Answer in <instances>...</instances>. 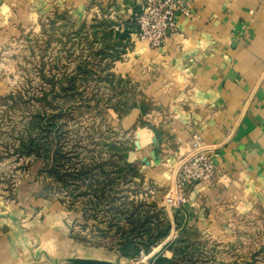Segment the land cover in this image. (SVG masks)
Instances as JSON below:
<instances>
[{
    "label": "crops",
    "instance_id": "crops-1",
    "mask_svg": "<svg viewBox=\"0 0 264 264\" xmlns=\"http://www.w3.org/2000/svg\"><path fill=\"white\" fill-rule=\"evenodd\" d=\"M93 2L111 17L123 18L116 30L130 31L132 45L113 70L139 84L149 109L142 115L133 108L116 124L134 135L131 160L141 166L151 199L162 205L194 133L218 153L216 177L190 190L180 230L174 210L167 209L172 230L153 256L171 257L167 246L182 229L202 234L227 229L222 221L230 213L264 207V0H194L193 16L177 15L179 33L170 34L164 49H151L129 28L142 0H0V26L9 24L12 11L46 3L84 19ZM148 125L160 130L158 159L151 157L156 134ZM38 186L31 193L36 201ZM51 206L6 208L0 202V264H45L69 251L80 252L75 257L130 264L115 250L72 240L66 219L72 213L57 202ZM87 252L92 254L82 255Z\"/></svg>",
    "mask_w": 264,
    "mask_h": 264
},
{
    "label": "trees",
    "instance_id": "trees-1",
    "mask_svg": "<svg viewBox=\"0 0 264 264\" xmlns=\"http://www.w3.org/2000/svg\"><path fill=\"white\" fill-rule=\"evenodd\" d=\"M57 16H62L65 21L70 18L66 13ZM56 21H50L52 32L66 33L68 24L59 26ZM68 35H73L69 41L82 49L76 56L75 49L64 50L74 61V68L60 77L51 74L47 77L41 71V76L50 81L52 87L41 96L42 107L26 117L15 151L25 157L42 159L48 167V178L70 189L73 196L86 199L83 226L88 225V221L98 226L100 236L106 239L104 249L135 259L142 252L150 253L170 235L172 221L157 201L129 200L119 191L121 183L142 180L141 168L130 157L134 144L116 140L95 118L85 128V136L77 133L72 136L73 129L68 126V121L74 119L72 113L76 108L87 109L100 119L107 115L122 118L133 108H140L142 115L148 111L149 104L137 98L133 81L113 70V65L132 45L130 31L127 28L116 30L112 21L107 19L96 21L89 27L82 22ZM58 37L63 44V39ZM92 84L94 86L90 87ZM51 93H54L53 99H59L58 103L47 99ZM77 96L82 98L81 107L70 103ZM148 126L160 140V130ZM67 139L71 143L68 149ZM45 187L51 186L44 185L43 189ZM85 209H88V215ZM173 210L175 228L180 230L184 219L182 209ZM196 233L194 229H182L167 246L173 255L168 257L159 252L153 257V264H182L181 260L190 264L191 255L199 250L192 243V235ZM79 241L83 243L82 239Z\"/></svg>",
    "mask_w": 264,
    "mask_h": 264
},
{
    "label": "rangeland",
    "instance_id": "rangeland-1",
    "mask_svg": "<svg viewBox=\"0 0 264 264\" xmlns=\"http://www.w3.org/2000/svg\"><path fill=\"white\" fill-rule=\"evenodd\" d=\"M49 6V3H46L24 11L14 10L9 24L0 26V202L6 208L19 203L21 206L25 205L35 210L39 207L41 210L51 209V204L57 202L73 215L66 218L70 225L72 240L80 242L79 240L82 239L83 244L89 248L100 246L104 250L106 239L100 236L98 226L91 221L83 226L85 214L83 205L86 199L82 196H73L70 189L48 178V167L42 159L19 155L15 149L26 117L42 107L41 96L51 90L52 83L41 76V71L46 73L47 77H50V74L60 77L62 73H69L74 68V61L67 57L64 50L73 48L76 56L82 49L69 41L73 35H68V32L72 33L82 22L89 27L96 21L107 19L116 27V21L123 18H113L110 12L98 10L95 2L91 4L84 19L76 17L67 8ZM62 13H66L70 18L65 21L62 16H57ZM52 19L57 20L59 26L68 24L66 33H53L50 25ZM131 22L129 27L134 31L136 24L134 21ZM57 36L63 39V44L58 41ZM124 60L123 56L118 61ZM114 66L115 64L113 68ZM133 83L136 85L137 98L141 99L140 86L137 82ZM93 86L94 84L90 87ZM10 94L14 96L7 97ZM53 95L54 93H51L47 99L54 100L56 104L59 99H53ZM70 103L75 107H81L82 98L77 96L76 100ZM72 114L74 119L68 121V126L73 129L72 136L76 133L85 136V128L91 125L95 118L96 122L102 125V129H108L116 140L133 143L134 135L130 130L116 124L118 121L116 116L107 115L104 119H100L83 108L74 109ZM66 143L68 149L71 145L70 140L67 139ZM133 155L130 153L131 158L134 157ZM137 165L141 168L139 164ZM44 185L51 187L43 189ZM36 186L39 187L37 191L39 201L33 200L31 196ZM119 191L127 195L129 200L152 201L150 185L144 183L143 176L137 183H121ZM159 206L164 207L167 212L168 208L163 204ZM85 211L88 215V209ZM222 222L227 229L192 235V243L199 250L191 255L190 264H264V207L255 206L246 212L230 213ZM79 253L78 251L63 252L56 257L65 255L75 257ZM94 253L101 258L109 256L104 252L101 254L99 251H94ZM91 254L92 252L82 253V255ZM56 257L45 264L55 262ZM62 258L64 257L59 259ZM181 263L185 262L181 260Z\"/></svg>",
    "mask_w": 264,
    "mask_h": 264
},
{
    "label": "built area",
    "instance_id": "built-area-1",
    "mask_svg": "<svg viewBox=\"0 0 264 264\" xmlns=\"http://www.w3.org/2000/svg\"><path fill=\"white\" fill-rule=\"evenodd\" d=\"M194 0H142L141 11L136 14L137 28L133 35L144 41L151 49H164L170 34L179 33L177 15L192 17ZM218 153L208 146L202 136L194 133L189 141V153L176 172L173 183L168 187L162 204L168 209H184L189 203L192 188L210 185L217 174ZM154 249L142 252L130 264H153Z\"/></svg>",
    "mask_w": 264,
    "mask_h": 264
},
{
    "label": "water",
    "instance_id": "water-1",
    "mask_svg": "<svg viewBox=\"0 0 264 264\" xmlns=\"http://www.w3.org/2000/svg\"><path fill=\"white\" fill-rule=\"evenodd\" d=\"M135 143L137 148L140 149L141 145L139 140H136ZM153 143H154V149L151 153V157L153 159H158L160 156V152H159L160 148H159V140L157 137L153 138ZM51 264H117V263L100 258L67 257V258L58 259Z\"/></svg>",
    "mask_w": 264,
    "mask_h": 264
}]
</instances>
